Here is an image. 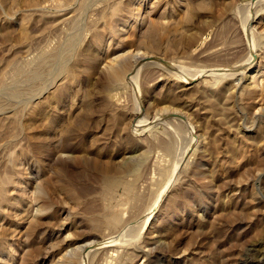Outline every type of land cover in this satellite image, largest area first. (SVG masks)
Segmentation results:
<instances>
[{"label": "rangeland", "instance_id": "obj_1", "mask_svg": "<svg viewBox=\"0 0 264 264\" xmlns=\"http://www.w3.org/2000/svg\"><path fill=\"white\" fill-rule=\"evenodd\" d=\"M31 1L0 0V264H264V1Z\"/></svg>", "mask_w": 264, "mask_h": 264}, {"label": "bare ground", "instance_id": "obj_2", "mask_svg": "<svg viewBox=\"0 0 264 264\" xmlns=\"http://www.w3.org/2000/svg\"><path fill=\"white\" fill-rule=\"evenodd\" d=\"M31 1V0H30ZM264 1V0H263ZM32 2V1H31ZM154 2V1H153ZM256 2V1H255ZM261 2H262V0H261ZM25 3V2H24ZM154 3H156V2H154ZM161 3V2H160ZM254 2L253 1H250L249 2V6L250 7H252L254 4H253ZM258 3V2H257ZM183 4V7H184V16H182L183 18L184 17H186V20H187V17L190 15V12H189V8H188V4L187 3H182ZM181 4V5H182ZM33 5V4H32ZM151 5H152V3H151ZM159 5V4H158ZM141 6V5H140ZM139 6V7H140ZM198 6H199V4H198ZM155 7H157V6H155ZM155 7L153 6V7H150L149 9V12H154V9H155ZM152 8V9H151ZM138 9V8H137ZM122 10V9H121ZM135 10V9H134ZM141 10V9H140ZM161 10V9H160ZM142 11V10H141ZM129 12H131V11H129ZM139 11H137V13L135 14V15H137V16H139V14L140 13H138ZM148 14H149V12H148V10L146 11ZM146 12H144V13H146ZM120 13V12H119ZM165 14V13H164ZM133 16V15H132ZM142 16V15H141ZM171 16V15H170ZM191 16V15H190ZM169 17V16H168ZM139 19V18H138ZM138 19L136 18V21H138ZM143 19V18H142ZM153 19V18H152ZM171 19V18H170ZM182 19V18H181ZM26 20V19H25ZM184 20H185V18H184ZM123 21V20H122ZM160 21H162V20H160ZM183 21V20H182ZM181 21V22H182ZM156 22V21H155ZM159 22V21H158ZM158 22H157V25L158 26H160L159 28H160V30H161V24H163V26H164V24L166 25L167 24V22L165 21V20H163V22L161 23V22H159L160 23V25L158 24ZM254 22V18H252V17H249L248 18V21H247V23H246V25H245V27H244V33H247V35H250L252 32V27H251V24ZM256 22V21H255ZM142 23V22H141ZM20 24H21V22H20ZM143 24V23H142ZM172 24V23H171ZM22 25H23V23H22ZM22 25H20V27H22ZM178 25V24H177ZM24 27V26H23ZM181 27V26H180ZM25 28V27H24ZM121 29V28H120ZM22 30H23V28H22ZM21 30V31H22ZM115 30V29H114ZM25 32H26V30H24ZM175 31V30H174ZM20 32V31H19ZM114 32V31H113ZM116 32V31H115ZM141 32H142V30H141ZM163 32V31H162ZM25 34L23 31L21 32V34ZM250 33V34H249ZM140 34H142V33H140ZM244 35H246V34H244ZM26 36V35H25ZM24 36V37H25ZM142 36V35H141ZM164 37V36H163ZM246 37H248V36H246ZM140 38V37H139ZM248 38H250V36L248 37ZM247 38V39H248ZM250 42V41H249ZM152 42H150V44H151ZM250 45H251V43H250ZM252 46V45H251ZM250 46V47H251ZM250 47H249V49H250ZM252 48V47H251ZM137 50L135 49V53L136 54H133L130 58H132V60H133V63H130V62H127V61H122V60H120L121 59V57L123 56H121L120 58L119 57H112L111 59H109V60H104L105 62H102V67H100L104 72H106V76H107V83L109 84V85H112V84H114V85H117L118 87H119V85L121 84V82L124 80V78L125 79H127L128 81H129V79H131V80H133L134 81V79H135V76H129L128 74L131 72V69H132V67L133 68H135V66H133L132 64H136V62L138 61V60H140V59H143L144 58V54L142 53V52H140V50L139 51H137ZM252 52V51H251ZM133 53V52H132ZM140 53H141V55H140ZM252 53H254V52H252ZM123 57H125V56H123ZM252 57H254L253 55H252ZM251 57V58H252ZM250 58V56H249V60L251 59ZM252 61H253V58L250 60V63H252ZM132 62V61H131ZM248 63V62H247ZM246 63V64H247ZM100 65V66H101ZM259 67L258 66H253L252 67V69L250 70V72H249V76L250 77H248V78H250V79H253L254 78V76H255V72H258L259 70ZM133 70V69H132ZM129 72V73H128ZM127 75H128V78H127ZM232 75V74H231ZM239 75V74H238ZM246 75V74H245ZM241 76V75H240ZM183 77V76H182ZM186 77V76H185ZM232 77V76H231ZM194 78V77H193ZM192 77H187V80H186V82H188V80H189V82H191L192 80H194ZM241 78H243V77H241ZM238 79H239V77H238ZM182 80V79H181ZM136 81V80H135ZM135 81L133 82V85H134V83H135ZM131 82V81H130ZM183 82H185V81H183ZM257 83V82H256ZM130 84H132V82L130 83ZM129 84V85H130ZM257 85V84H256ZM260 85V84H259ZM258 85V86H259ZM261 86H263V85H261ZM261 86H260V88H261ZM133 88V87H132ZM133 90H135L134 88H133ZM264 105V104H263ZM263 105H262V108H263ZM261 107V106H260ZM261 109V108H260ZM136 118V117H135ZM140 120V119H139ZM138 120V121H139ZM137 122V121H136ZM140 122H141V120H140ZM139 122H137V124H138ZM231 123V122H230ZM140 124V123H139ZM138 126V125H137ZM140 126H142V125H140ZM106 180V179H105ZM108 180H111V178H109ZM108 180H106V181H108ZM111 183V182H110ZM109 185V184H108ZM111 185V184H110ZM2 185L0 184V187H1ZM2 189H3V187H2ZM1 189V190H2ZM2 193V192H1ZM2 196V195H1ZM0 196V197H1ZM161 196V195H160ZM160 196H158L157 197V199L155 200V202H154V205H156L157 206V201L159 200V197ZM4 197V196H3ZM2 198V197H1ZM0 198V199H1ZM2 200H4V198L2 199ZM5 201V200H4ZM76 204V203H75ZM14 206V205H13ZM152 208H155V206L154 207H152ZM111 214V213H110ZM44 216V215H43ZM150 216V215H149ZM120 217V216H119ZM148 217V216H147ZM34 219V218H33ZM108 219H109V217H108ZM120 219H122V218H120ZM148 219V218H147ZM112 223H114V217H112ZM40 221V220H39ZM107 221V220H106ZM109 221V220H108ZM37 225V224H36ZM36 225L34 226V227H36ZM124 226V225H123ZM122 226V227H123ZM121 232V231H120ZM45 233V232H44ZM112 233V232H111ZM113 234V233H112ZM12 235V234H11ZM110 235V234H109ZM121 235V234H120ZM113 239V238H112ZM112 239H107V240H103V242H101V244L99 243V247L101 246H103V248H105V247H108V246H110V245H112V243H113V245H114V242H113V240ZM40 242H42V241H40ZM95 242V241H94ZM98 242V241H97ZM88 243L89 242H87V243H85V244H83V245H86L87 244V246L86 247H81V246H79V247H75V248H73V247H71L70 246V248H73V249H67L63 254H62V257L60 258L59 257V260H57V264H74V257H75V255H76V253L78 254H80V256L84 259L85 258V256H84V252L86 251V249H87V247H88ZM93 243V242H92ZM12 244V243H11ZM51 244H53V243H51ZM116 244V243H115ZM73 245V244H72ZM94 246H96V245H94ZM105 246V247H104ZM38 247V246H37ZM42 247V246H41ZM98 248V247H97ZM147 248V247H146ZM99 249V248H98ZM25 251V250H24ZM250 251V250H249ZM144 252H146V251H143V250H141V251H139V253H138V255H137V257H143V256H145V254H144ZM260 252V251H259ZM78 254V255H79ZM254 254V253H253ZM40 256V255H39ZM44 256V255H43ZM43 256H41V257H43ZM255 256V255H254ZM52 258H53V256H52ZM255 258V257H254ZM257 258V257H256ZM43 259H47V256H45ZM73 259V260H72ZM259 259H262V258H260L259 257ZM11 260V259H10ZM56 260V259H55ZM144 260V259H143ZM256 260H258V259H256ZM264 261V260H263ZM52 264L54 263V261H50ZM244 263V262H243Z\"/></svg>", "mask_w": 264, "mask_h": 264}]
</instances>
